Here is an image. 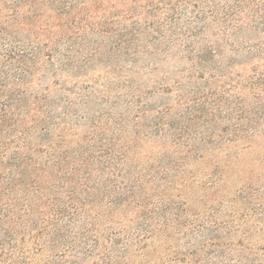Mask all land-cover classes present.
<instances>
[{"label":"trees","instance_id":"16d2710c","mask_svg":"<svg viewBox=\"0 0 264 264\" xmlns=\"http://www.w3.org/2000/svg\"><path fill=\"white\" fill-rule=\"evenodd\" d=\"M91 35L118 74L160 69L174 88L127 79L125 94L204 89L148 130L135 98L79 120L31 95L38 68L61 78L98 60ZM258 140L264 0H0V264H242L230 255L254 244L235 222L264 216V178L236 162Z\"/></svg>","mask_w":264,"mask_h":264},{"label":"rangeland","instance_id":"374dc122","mask_svg":"<svg viewBox=\"0 0 264 264\" xmlns=\"http://www.w3.org/2000/svg\"><path fill=\"white\" fill-rule=\"evenodd\" d=\"M87 40L89 42L84 46L85 51L91 49V47H101V54L98 60H94L93 63L88 64L85 69H82V66L78 67L76 65L70 69V73L61 75V78H59L60 75L56 77L52 76L47 67L38 68L34 73V78L30 87V90H34L36 94L31 95L39 97V92L47 89L48 92L46 94H49L50 98L57 102L55 108L58 111H61L59 110L61 105L68 102L69 104L67 105L69 106V110H71L79 120L83 118H92L93 116L99 115V113L106 114L109 112L113 115L119 114L126 110L127 107L125 104L129 101L131 102L133 98H135V104H140L142 108L146 107L145 109L150 111L141 120L144 130H148L150 121L152 120L151 117L156 116V111L159 112L161 107L166 105L174 106V110L172 111L176 112L178 103L186 102L187 96L190 95L187 94L188 91L198 90V92H200L204 89L205 85L203 81L191 80V82H188L187 86L183 88L184 91H181L184 94H176L174 91L171 92V94L162 93L160 91H155L153 93L151 91V93H149L150 90H145L143 85L139 87L141 88L142 94H125L126 89L123 85L127 79L131 80V82H135L136 86H139L142 82L147 83L149 80H156L161 87L167 88V90L168 88L171 90L174 88L172 89L170 86L171 81L169 75L162 72V70L159 69L160 66L158 68L159 72H152L154 76L152 75L150 77H146L142 73L141 75L118 74L119 72L116 70L117 66L115 60H111L112 62L109 65L105 63L106 61L108 62L111 56L108 39L100 35H91L87 36ZM125 76L129 77L124 78ZM177 78L181 79L180 77ZM54 82L58 83V85H55ZM153 86L158 87L157 85ZM86 87H88L90 93L85 92L84 88ZM67 89H72V92H68ZM205 95L206 94H192V98H197L198 100ZM136 96L141 97L138 99ZM179 96H181V98ZM178 110L181 111V108ZM77 138L78 137H76L75 140H77ZM263 149V140L255 141L249 153L236 162L238 166H243L245 164L247 166L249 165L251 180L255 178H264V163L260 162V154ZM233 181L236 182L238 180L234 178ZM201 194L202 191L197 188L188 189L190 199L196 200ZM257 196L264 198V189ZM235 223L236 225L240 224L239 230L245 232V240L254 244V247L249 251H241L239 254L235 255V257L234 254H231V259H240L242 264H264V216L261 215L251 218L246 222ZM223 235L226 236V234ZM238 255H240L241 258H237Z\"/></svg>","mask_w":264,"mask_h":264}]
</instances>
